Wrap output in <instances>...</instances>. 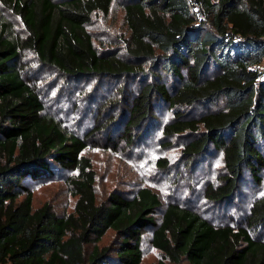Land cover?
I'll return each instance as SVG.
<instances>
[{
	"label": "trees",
	"instance_id": "1",
	"mask_svg": "<svg viewBox=\"0 0 264 264\" xmlns=\"http://www.w3.org/2000/svg\"><path fill=\"white\" fill-rule=\"evenodd\" d=\"M0 4L22 26L19 33L0 14V264H141L148 228L162 254L156 264H264V239L251 232L264 230V194L242 227L215 224L178 203L168 204L157 222L161 201L149 187L99 201L96 173L83 156L86 143L44 113L20 67L22 53L30 52L71 80L141 79L126 130L152 119L155 95L168 103L174 119L162 133L192 136L183 145L185 157L196 162L211 150L222 152L224 174L205 190L210 203L220 204L235 195L245 171L260 182L264 167V0H127L124 56L99 53L87 29L96 12L108 15L113 0ZM163 75L177 80L173 92L159 81ZM220 103L199 116L187 113ZM158 163L169 166L165 159ZM63 171L73 172L66 182L74 212L59 217L49 203L34 208L23 181ZM108 231L118 242L101 247Z\"/></svg>",
	"mask_w": 264,
	"mask_h": 264
},
{
	"label": "rangeland",
	"instance_id": "2",
	"mask_svg": "<svg viewBox=\"0 0 264 264\" xmlns=\"http://www.w3.org/2000/svg\"><path fill=\"white\" fill-rule=\"evenodd\" d=\"M126 1L113 0L108 15L96 12L92 16L87 29L99 53L116 51L120 56L126 55L130 39L125 22ZM0 14L10 19L22 33L19 20L6 12L1 4ZM199 18L201 20V16ZM20 67L25 80L41 98L44 113L55 117L68 132L86 143L83 156L91 160L96 173L99 201L107 200L112 193L132 196L139 188L149 187L161 201L157 222L168 204L178 203L193 208L215 224L246 226L252 202L264 194V167L258 177L260 182L251 172L245 171L231 199L220 204L210 203L205 190L208 185L219 184L218 178L224 174L223 154L211 150L196 162L185 157L182 148L192 136L166 138L162 133L163 126L174 119L175 111L168 103L155 95L152 119L139 130H126L133 99L143 84L141 79L100 77L71 80L55 69L39 64L30 52L22 53ZM259 69L264 72V62ZM262 76L264 78V74ZM142 80L152 82V79ZM159 81L166 84L170 92L178 85L170 76L163 75ZM221 106L222 103L207 108L198 105L189 108L187 113L199 116L207 109L216 110ZM261 152L264 154V146ZM160 159L167 160L169 166L160 167ZM71 174L73 172L63 171L37 181L27 177L23 187L33 194L34 208L49 203L59 217L73 213L76 198L71 195L66 182ZM153 230L148 228L143 232L141 264H156L162 259V254L152 246ZM251 232L254 238L264 239V230ZM117 242L115 233L108 231L100 246Z\"/></svg>",
	"mask_w": 264,
	"mask_h": 264
},
{
	"label": "built area",
	"instance_id": "3",
	"mask_svg": "<svg viewBox=\"0 0 264 264\" xmlns=\"http://www.w3.org/2000/svg\"><path fill=\"white\" fill-rule=\"evenodd\" d=\"M5 264H9V263H5Z\"/></svg>",
	"mask_w": 264,
	"mask_h": 264
}]
</instances>
